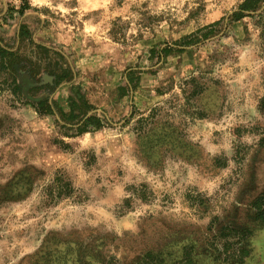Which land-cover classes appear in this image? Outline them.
Instances as JSON below:
<instances>
[{
	"label": "rangeland",
	"instance_id": "rangeland-1",
	"mask_svg": "<svg viewBox=\"0 0 264 264\" xmlns=\"http://www.w3.org/2000/svg\"><path fill=\"white\" fill-rule=\"evenodd\" d=\"M242 1L0 0V264H264V0ZM78 94L103 127L35 110Z\"/></svg>",
	"mask_w": 264,
	"mask_h": 264
},
{
	"label": "trees",
	"instance_id": "trees-1",
	"mask_svg": "<svg viewBox=\"0 0 264 264\" xmlns=\"http://www.w3.org/2000/svg\"><path fill=\"white\" fill-rule=\"evenodd\" d=\"M262 0H243L242 3L239 5L238 11L233 12V17L235 19L244 16V12L246 11H254L260 6V2ZM219 23L215 21L213 24L206 26V28H210L214 25ZM6 54H11L6 50L0 48V59L1 61L5 60ZM14 67L11 68L12 70L19 71L20 69L27 71L31 75L35 76L29 68L22 65L15 64V60L13 61ZM50 75H52V83L48 85V87H56L59 86L64 81L71 80L72 72L71 70L66 69H59L58 72L50 71ZM70 108L68 112L63 111L61 108L57 106L56 103L50 102L47 98H44L38 101L34 107L35 110L39 114H46V115H53L58 113L59 118L58 122L61 128H65L66 130H73L76 134H81L83 132L89 131L91 129H99L104 126V122L97 116L95 112L89 113L90 110L94 109L95 107L87 102L84 95L78 94L76 97H70ZM245 252V251H244ZM151 253L147 254V257H150ZM158 258V255L155 256ZM141 262V260H140ZM192 256L190 251L187 249L184 251V255L182 259L179 261L181 264H192ZM150 263V262H148ZM107 264H115L114 261H109ZM142 264V263H141ZM153 264V263H150ZM159 264V263H154Z\"/></svg>",
	"mask_w": 264,
	"mask_h": 264
}]
</instances>
